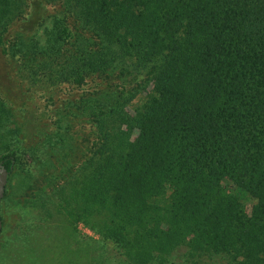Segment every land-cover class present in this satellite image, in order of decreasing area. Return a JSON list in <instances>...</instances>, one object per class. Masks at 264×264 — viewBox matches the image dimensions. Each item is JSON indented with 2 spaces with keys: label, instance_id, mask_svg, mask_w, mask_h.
<instances>
[{
  "label": "trees",
  "instance_id": "trees-1",
  "mask_svg": "<svg viewBox=\"0 0 264 264\" xmlns=\"http://www.w3.org/2000/svg\"><path fill=\"white\" fill-rule=\"evenodd\" d=\"M81 4L88 17L79 9L81 24L65 29L55 24L56 30L62 27V35L55 34L59 47L74 45L75 29L88 36L91 28L98 44L87 57L94 60L88 75L103 84L111 80V69L138 77L150 67L151 85L144 110L131 123L134 140L129 130L107 123L111 116L124 117V104L108 111L104 107L112 103L101 101L105 111L95 132L96 149L90 148L89 162H96L85 184L91 213L85 219L123 241L129 252L142 240L166 242L170 254L183 242L202 239L199 232L210 224L233 226L239 218L258 227L259 235L264 228V0ZM99 89L97 94L107 93ZM16 161L14 150L0 159L9 176ZM247 195L256 199L251 217L242 201Z\"/></svg>",
  "mask_w": 264,
  "mask_h": 264
},
{
  "label": "rangeland",
  "instance_id": "rangeland-1",
  "mask_svg": "<svg viewBox=\"0 0 264 264\" xmlns=\"http://www.w3.org/2000/svg\"><path fill=\"white\" fill-rule=\"evenodd\" d=\"M79 9L88 18L81 0H0V159L11 150L17 158L0 202V264H264V228L258 235V227L240 218L233 226L210 224L199 232L202 239L170 254L166 242L142 240L129 252L85 219L100 115L124 104V117L107 123L129 130L134 140L131 123L151 85L150 67L138 77L111 69L103 84L88 75L94 60L87 57L98 44L91 28L88 36L75 29L74 45L59 47L55 34L81 24ZM100 87L107 93L97 94ZM101 101L112 104L101 109ZM242 201L251 217L256 199Z\"/></svg>",
  "mask_w": 264,
  "mask_h": 264
},
{
  "label": "water",
  "instance_id": "water-1",
  "mask_svg": "<svg viewBox=\"0 0 264 264\" xmlns=\"http://www.w3.org/2000/svg\"><path fill=\"white\" fill-rule=\"evenodd\" d=\"M9 180V170L3 163L0 162V202L5 196ZM2 227V220L0 218V232Z\"/></svg>",
  "mask_w": 264,
  "mask_h": 264
},
{
  "label": "flooded vegetation",
  "instance_id": "flooded-vegetation-1",
  "mask_svg": "<svg viewBox=\"0 0 264 264\" xmlns=\"http://www.w3.org/2000/svg\"><path fill=\"white\" fill-rule=\"evenodd\" d=\"M1 230H2V227H1Z\"/></svg>",
  "mask_w": 264,
  "mask_h": 264
}]
</instances>
